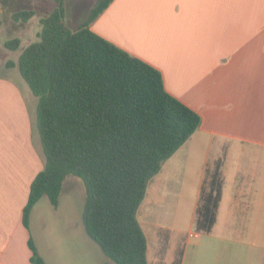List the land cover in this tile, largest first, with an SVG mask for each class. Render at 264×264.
Listing matches in <instances>:
<instances>
[{"label":"crops","instance_id":"1","mask_svg":"<svg viewBox=\"0 0 264 264\" xmlns=\"http://www.w3.org/2000/svg\"><path fill=\"white\" fill-rule=\"evenodd\" d=\"M94 2L64 0L65 23H84ZM89 28L159 70L165 90L200 116L138 209L148 263L264 264V0H111ZM20 89L0 79V264H33L29 239L46 264H115L85 229L86 195L75 177L64 179L56 206L40 197L23 225L44 158ZM217 189L215 221L204 232L199 208ZM173 199L189 200L196 240L175 242L146 216Z\"/></svg>","mask_w":264,"mask_h":264},{"label":"trees","instance_id":"2","mask_svg":"<svg viewBox=\"0 0 264 264\" xmlns=\"http://www.w3.org/2000/svg\"><path fill=\"white\" fill-rule=\"evenodd\" d=\"M22 1L0 0L19 25L34 15ZM110 1L71 28L64 0H53L40 17L38 39L18 55V71L37 98L44 158L30 183L22 223L28 227L40 197L56 206L64 179L73 176L86 195L85 229L105 256L115 264H149L138 209L151 179L199 127L200 116L165 90L159 70L89 28ZM4 45L15 50L20 39ZM219 197L217 189L204 198L199 230L210 231ZM28 246L31 262L46 264L32 239Z\"/></svg>","mask_w":264,"mask_h":264},{"label":"rangeland","instance_id":"3","mask_svg":"<svg viewBox=\"0 0 264 264\" xmlns=\"http://www.w3.org/2000/svg\"><path fill=\"white\" fill-rule=\"evenodd\" d=\"M105 1L106 0H95L94 7L101 5ZM22 2L25 9L34 11V15L27 22L22 23V25H19L18 22H13L10 17V13L5 11L0 5V79H8L12 81L19 89L21 88L20 90L23 92V95H26V98L28 97L31 112L30 114L33 119L32 128L35 133L34 136H38V130L36 128L37 98L32 94L29 86L20 75L16 63L22 48L30 42L38 39L41 29L39 21L40 17L42 15L48 14L51 11V7L54 2L53 0H23ZM12 37H18L20 39V46L15 50H10L4 45V42ZM10 62H12L13 65H11ZM67 189L68 188L66 187L64 191H68ZM80 190L82 194H85L84 187L81 182ZM43 198H47V196H44ZM148 200L149 198H147V201ZM173 200L174 205L172 208L167 209V207L161 208L159 206H155L154 208L150 209L149 214H146V216H148V219L153 225H159L163 227V230H165L164 232L170 234L171 239L175 242L185 243L187 240H196L197 238L195 236L189 235L191 232L189 225V215L185 213V211L188 209L189 200ZM156 201L157 203H160L162 202V198L157 196L155 203ZM166 209L170 211V213H165L164 211ZM173 211L180 212L175 213ZM48 218L50 219V217ZM138 218L142 222V213H138Z\"/></svg>","mask_w":264,"mask_h":264},{"label":"built area","instance_id":"4","mask_svg":"<svg viewBox=\"0 0 264 264\" xmlns=\"http://www.w3.org/2000/svg\"><path fill=\"white\" fill-rule=\"evenodd\" d=\"M189 235H191V236H195V233H194V232H190Z\"/></svg>","mask_w":264,"mask_h":264}]
</instances>
